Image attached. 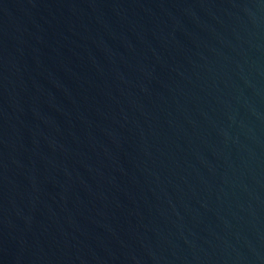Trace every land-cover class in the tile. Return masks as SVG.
Returning <instances> with one entry per match:
<instances>
[{
    "label": "water",
    "instance_id": "water-1",
    "mask_svg": "<svg viewBox=\"0 0 264 264\" xmlns=\"http://www.w3.org/2000/svg\"><path fill=\"white\" fill-rule=\"evenodd\" d=\"M0 264H264V0H0Z\"/></svg>",
    "mask_w": 264,
    "mask_h": 264
}]
</instances>
